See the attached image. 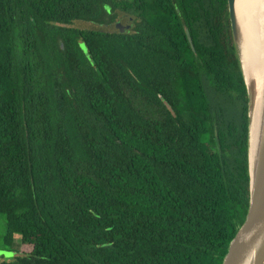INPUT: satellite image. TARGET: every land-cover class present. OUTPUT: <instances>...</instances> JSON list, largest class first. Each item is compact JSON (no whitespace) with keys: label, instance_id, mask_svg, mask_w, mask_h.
<instances>
[{"label":"trees","instance_id":"trees-1","mask_svg":"<svg viewBox=\"0 0 264 264\" xmlns=\"http://www.w3.org/2000/svg\"><path fill=\"white\" fill-rule=\"evenodd\" d=\"M249 182L227 0H0V264H223Z\"/></svg>","mask_w":264,"mask_h":264},{"label":"water","instance_id":"water-1","mask_svg":"<svg viewBox=\"0 0 264 264\" xmlns=\"http://www.w3.org/2000/svg\"><path fill=\"white\" fill-rule=\"evenodd\" d=\"M228 18L232 39L243 74L248 99V168H249V208L245 221L235 238L223 264H264V82L257 116L255 140L252 143V112L256 102V85L244 49V35L236 10V0H227ZM187 38L191 48L194 45L190 34ZM84 48V45L81 44ZM85 49V48H84ZM248 69L249 78L246 72ZM251 80L252 82H250Z\"/></svg>","mask_w":264,"mask_h":264},{"label":"bare ground","instance_id":"bare-ground-1","mask_svg":"<svg viewBox=\"0 0 264 264\" xmlns=\"http://www.w3.org/2000/svg\"><path fill=\"white\" fill-rule=\"evenodd\" d=\"M236 10L244 35L247 68L250 67V72L255 79L256 85V102L252 112L253 143L264 82V0H236ZM247 68L246 72L249 78ZM249 81L252 82L251 80Z\"/></svg>","mask_w":264,"mask_h":264},{"label":"rangeland","instance_id":"rangeland-1","mask_svg":"<svg viewBox=\"0 0 264 264\" xmlns=\"http://www.w3.org/2000/svg\"><path fill=\"white\" fill-rule=\"evenodd\" d=\"M111 10V9H110ZM114 16L117 15L115 21L108 25H100L95 24L93 22H87V21H76L73 23L71 27L79 29V30H89V31H99V32H111V33H118V32H132V29L134 27V18L131 17L129 14H125L119 10L112 12L110 11V14ZM130 17L132 19H130ZM5 234V225L4 221L0 218V250L3 249V242L2 238ZM20 243L19 240H16ZM15 256V253H8L0 251V260H11Z\"/></svg>","mask_w":264,"mask_h":264},{"label":"flooded vegetation","instance_id":"flooded-vegetation-1","mask_svg":"<svg viewBox=\"0 0 264 264\" xmlns=\"http://www.w3.org/2000/svg\"><path fill=\"white\" fill-rule=\"evenodd\" d=\"M128 1L130 2L131 0H128ZM109 11H110V9H109ZM130 16H131V15H130ZM131 17H132V16H131ZM131 17H130V19H132Z\"/></svg>","mask_w":264,"mask_h":264}]
</instances>
